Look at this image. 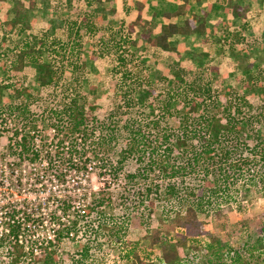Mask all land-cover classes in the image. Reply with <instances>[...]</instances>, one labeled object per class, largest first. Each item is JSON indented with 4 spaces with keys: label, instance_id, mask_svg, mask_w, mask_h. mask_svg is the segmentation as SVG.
<instances>
[{
    "label": "trees",
    "instance_id": "obj_1",
    "mask_svg": "<svg viewBox=\"0 0 264 264\" xmlns=\"http://www.w3.org/2000/svg\"><path fill=\"white\" fill-rule=\"evenodd\" d=\"M242 1L221 0V6L235 17L242 16L248 10L247 7H242ZM102 2L103 0H86V5L93 7L96 3ZM188 3L189 0H183L176 11L165 13L167 22L161 26L159 34L153 36L154 23L139 13L131 20L127 35L140 30L148 46L176 53L177 56H181L180 58H184L178 50L177 41L171 37L176 34L201 35L206 29L205 17L200 15L188 18L183 25L173 21L175 16L186 11ZM36 4L37 0H29L30 7L27 10L23 1L16 0L13 9L15 16L5 21L7 29L4 28V32L0 34V70L6 74V79L0 81V118L3 120L1 116L6 114V120H13L11 135L5 146L6 151H0V163L9 155L14 156V161L7 163L11 168L7 180L11 181L15 188L21 190L29 183L35 188L44 187L43 192L47 193V187L50 190L47 197H43L40 191L35 192L34 197L21 193L15 199L0 197V264H88L85 261L89 255L88 240L86 243L83 242L82 249L76 254L77 257L67 261L53 249L50 244L52 238L41 239L39 225H43L42 219H80L90 216L96 210L100 213L99 216H102L101 213L105 214L103 208L115 209L111 194L102 191L95 193L92 198L80 187L82 180H90L91 162L76 149L77 142L80 139L87 141L93 134L94 127L91 124L98 119L95 112L101 109V105L95 102L88 105L82 96L81 88L80 93H74L71 91L73 88H70V94L63 101V105L59 109H52L53 117H50L47 123L59 134L58 144H66L63 145V149L66 147L68 151L62 153L61 157L53 156L51 152L48 155L46 143L39 146L35 134L38 127L45 124L47 119L32 111L31 104L38 97L24 84V76L21 74L26 67H33L36 80L41 87L64 85L67 68L77 69L85 65V58L80 57L82 41L75 42L76 44L69 48L64 42L70 41L72 33H79L83 38L82 29L91 33L98 31V21L105 17V7L102 5L99 11L96 8L88 10L79 21L74 20L73 26L66 30L65 41L55 36V27H52L51 33L54 35L51 41L48 34L33 32L29 12L35 9ZM9 32H15L23 39L20 42L10 41L12 44L9 45L7 43ZM124 41L129 42L130 37H125ZM122 43L123 41L115 42L119 54L113 73L125 81L127 79L135 81L137 77L133 68L129 66L131 59L123 53ZM232 50L235 55L249 56V53L237 51L234 47ZM46 53L54 55L55 58L44 59ZM69 54L71 62L68 65L66 61ZM208 55L207 51H203L192 53V59L187 55L186 58L193 60V64L196 62L201 66ZM171 68L175 72V79L169 77L165 79L173 83L174 91H168L164 98H160L148 77L145 80L138 79V85L135 82L133 94L128 99L129 113L135 122L133 119L128 121L131 117L124 121L121 117L116 119L117 116L113 114V123L106 125L108 130L97 142L95 156L97 162L101 164L103 170L101 172L106 173L108 161L112 163L116 160L114 162L116 175L123 174L131 184L147 180L149 175L157 170L164 178L170 179L182 176L186 172L203 173V183L194 187L169 184L161 192L160 188L154 191L151 187L141 192L140 201L146 202L149 206L147 217L158 219L147 237L151 247H158L160 253L153 257V253H147V249L142 247L145 252L142 254L138 250L139 243H134L131 248V264H258V260L252 261L251 252L250 256L241 250L242 245L239 247L232 245V242L243 238L248 221L232 222V218H228V214L236 209L233 204L236 196L234 186L237 180L245 175L241 165H248L250 162L249 157L239 156L237 159L234 157L236 150L242 149L238 147L246 148L249 143L245 134L252 132L256 143L253 142L247 148L255 156H260L264 167V137L253 129L252 117L256 116L258 119V114H246L244 108L250 103L247 94L230 90L216 91L213 83L210 79H205L202 72L195 71V75L191 77L189 75L193 67L186 68L178 60ZM243 69L250 72L251 66L246 64ZM251 76L256 85L248 90L258 92L264 98V76L260 74ZM79 83L80 87L83 86L81 81ZM136 91L138 95H135ZM174 101L179 103L177 109L172 107ZM150 105L157 107L150 108ZM144 107L150 108L148 112L150 116L142 123H138ZM177 113L179 114L177 128L171 129L169 124V126L162 124L169 123V119ZM262 115L264 117V112ZM149 129L157 131L150 140L146 139L150 133L147 132ZM148 147L151 151L147 158L143 150ZM130 159H135L140 166L143 164V167L135 172L125 173L124 163ZM71 178L75 186L69 188ZM4 184L0 182V188ZM39 197L48 200V206H56L55 209L48 207L46 211L43 203L37 201ZM162 198L172 200L186 198V201L180 207L165 210L157 206ZM54 199L58 202L56 203ZM51 201L53 202L50 204ZM78 202L82 204L79 212L75 208ZM140 216H143L142 213ZM140 216L131 213L130 217L126 218L138 219ZM206 217L212 220V229H206L203 221ZM103 219L116 217L109 215ZM72 223L70 228L56 230L54 238L57 243L54 244H58L63 237L72 233L78 222L74 220ZM103 226H106L108 233L116 235L117 241L123 239L124 225ZM95 238H98L97 235ZM247 244L244 242L243 248L247 247L250 251L264 246L261 238L256 239L251 247ZM39 249L40 251H37ZM186 249L188 251L184 255Z\"/></svg>",
    "mask_w": 264,
    "mask_h": 264
},
{
    "label": "rangeland",
    "instance_id": "obj_2",
    "mask_svg": "<svg viewBox=\"0 0 264 264\" xmlns=\"http://www.w3.org/2000/svg\"><path fill=\"white\" fill-rule=\"evenodd\" d=\"M20 1L24 2L28 10L30 7L29 0ZM125 2L124 0H103L102 3H96L95 6L90 7L86 5V0H37L35 9L31 11L33 15L29 12L30 20L33 23V32L38 34L46 33L51 37L49 38L51 41H53L52 37L55 34L56 37L65 41L66 30L73 26L72 22L74 20L79 21V18L88 10L96 8L99 11L102 5L105 7V17L98 21V31L91 33L82 29L81 35L83 38H81L79 33H72L70 41L64 42L66 47L69 48L77 42L82 41L80 57L85 58V65L83 67L66 69L63 81L64 85L58 87H41L36 80V72L33 67H26L21 74L24 76V84L29 86L38 97L31 104L32 111L47 119L45 124H41L38 127L35 134L38 137L39 146L46 143L47 149L49 150L48 155L51 152L53 156L61 157L62 153L68 151L66 147L63 149V145L66 144H58L59 134L53 128H50L47 123H49L50 117H53L52 109H59L63 105V101L70 94V88H73L71 91L74 93H80L81 88L82 96L88 105L92 102L101 105V109L95 112L98 119L91 124L94 127L93 134L87 141L80 139L77 142L78 146H76V149H78L80 154L88 157L91 162L90 180H82L80 187L82 191H87L88 196L92 198L95 193H101L102 191L111 194L115 209H110L109 207L103 209L107 216L114 215L116 219H103L107 216H103L105 215L103 214L104 212L101 213L102 216H99L100 213L97 210L90 216L81 217L80 219H42L44 220L43 225L39 226L41 239L52 238L50 244H52L53 249H56L59 255L67 261H70L73 257H77L76 254L82 249L83 242L86 243L87 240L89 242V255L85 261L88 264H131V248L134 243H139L140 247L138 250L142 254H145L143 250L145 248L147 249V253H153V257L159 255L160 249L158 247H151L147 237L151 232V228L158 222V219H149L147 217L146 213L148 212L147 208L149 206L146 202L140 201L141 192L145 191L147 187H151L154 191L160 188L159 191L161 192L169 184L194 187L203 183V173L201 171H195V173L186 172L182 176L170 179L164 178L157 170L150 174L147 180H140L138 183L131 184L123 177V174H120V176L116 175L114 169V162L116 160L112 162L113 164L108 161L106 173L103 174L101 172L103 171L101 164L97 162L95 156L97 142L100 141L99 137L108 130L106 125L113 123V114L117 116L116 119L121 117L123 121L131 117L132 114L129 113L128 99L133 94L132 89L134 88L135 82L138 85V79L145 80L148 77L159 97L164 98L168 91L173 92L175 88L171 81L167 82L168 77L172 80L175 79V72L171 68L172 64L178 60L186 68L192 66L193 70L189 76H194L195 71L197 72L199 70L204 74L205 79H210L216 91L230 90L232 92L247 94L250 103L244 109L246 114H258V119L260 120L256 116L252 117L254 121L253 129L256 130V133L258 132L264 137V117L262 115V112H264V98L258 92L248 90L250 87L256 85L252 81L251 74L264 76V0H249L246 3L248 11L244 13V16L242 15V18L233 20L229 18L228 21L222 24V27L219 28L220 30L218 29L219 31L216 33V37L210 32L208 35L210 38L205 39L206 37L193 35L189 42L178 43V50L184 58H180L181 56H177L176 53H169L160 48L148 46L146 41L143 40L140 30L127 35V29L131 23L132 11L130 10L131 1H128L130 4L128 6ZM15 5L16 0H0V34L4 32V28L7 29L5 21L15 16L13 12ZM113 9L115 10L114 12L112 11ZM52 27H55L54 34L51 33V30H53ZM124 34L127 36H124ZM7 37V43L9 45L13 42H20L23 39L15 32L7 33ZM125 37H130V41L137 42L131 43L130 41H124ZM117 41H123V53L131 59L129 60V66L133 68L135 77H137L135 81L129 79L125 81L113 73V69L118 62L119 50L115 44ZM177 42L179 41L177 40ZM216 43L218 44L217 47L215 45ZM232 47L236 48L237 51L249 53V56L233 54ZM206 49H209V55L204 58L203 64L201 66L196 62L193 64V60H191L192 53H200L199 51ZM186 55L191 59L186 58ZM53 57L54 55L50 53L44 55V59L48 60ZM70 59L69 54L66 61L68 65L71 62ZM246 64L251 66L250 72H246L243 69ZM4 79H6V74L0 70V81H4ZM79 81L83 83V86H79ZM11 82L14 81L12 80ZM135 95H138L137 91ZM223 101H225L224 97ZM5 103H7L6 98ZM152 107L157 106L150 105V108ZM172 107L177 109L179 103L174 101ZM150 108L144 107V110L140 112L138 123H142L150 116L148 113ZM178 116L179 114L177 113L169 119V123L163 122L162 124L170 125L171 129L177 128ZM1 117L3 120L0 118V151H6L5 146L9 140L8 137L11 135L13 120H6V114H2ZM132 119L135 122L133 116L128 121ZM147 132H150L149 136L146 137L148 140L152 139L153 135L157 133L153 129H149ZM251 133L245 134L249 141L247 147L251 146L253 142L256 143ZM247 147H238L242 149L236 150L234 153L236 159L239 156H242V158L249 157L250 162L248 165H241V169H243L245 175L239 178L234 186L233 191L236 196L235 203L233 204L236 209L234 212L228 214V218H232V222L241 220L248 221V227L243 231V238L232 242V245H235V247L242 245L241 250L246 255H250L251 252L253 262L258 260V264H264V246L259 249H253L252 251L247 250V247L243 248L244 242L248 243V247H251L252 243H255L258 238H261L264 243V172H261L262 170L264 171V167L262 166V161H260V156L252 154ZM143 151L144 155L148 158L151 148L148 147ZM13 161L14 156L9 155L0 163V182L5 183L0 188V197L15 199L20 193L24 196L34 197V193L39 191L43 197H47L49 195V187H47L46 193L43 192L44 189L42 188L44 187L35 188L28 183L24 188L19 190L15 188L11 181L7 180L11 171L7 163H12ZM142 167L143 164L140 166L135 159H130L124 163V172H135ZM103 169L105 170V168ZM239 171L241 172V170ZM80 178L78 177V179ZM74 186L75 183L71 178L69 188ZM37 201L43 203L46 211L48 207H51L49 209H55L56 207L48 206V200H43L42 197L37 198ZM184 201H186V198L178 200L162 198L158 201L157 206L159 209L170 210L178 206L180 207ZM52 202L49 203L51 204ZM55 202L57 203L58 201L56 200ZM81 206L82 204L80 202L76 203L75 208L77 212H79L78 209ZM131 213L139 216L142 213L143 216H140L138 219H127L126 217H130ZM74 220L78 224L72 233L69 236L63 237L58 244H54L57 243L54 238L56 230L59 228H70ZM203 221L205 222L206 229H212L211 219L206 217ZM113 224H122L125 227L123 239L120 241H117L116 235H113L111 232L108 233L106 226H103L107 225V227H110ZM95 235H97V239ZM37 251H40V249ZM187 251L188 249L183 254L186 255Z\"/></svg>",
    "mask_w": 264,
    "mask_h": 264
},
{
    "label": "crops",
    "instance_id": "obj_3",
    "mask_svg": "<svg viewBox=\"0 0 264 264\" xmlns=\"http://www.w3.org/2000/svg\"><path fill=\"white\" fill-rule=\"evenodd\" d=\"M126 1V2H125ZM128 1H131V5ZM249 0H243L241 2L242 7H246V3ZM126 5H130V10L132 11L131 20L135 19L139 13L142 16L154 23V35H157L161 31V26L167 22V18L165 17V13L174 12L178 9V7L183 3V0H124ZM189 7L186 9L183 14L175 16L173 21L178 23L179 25H183L188 18H192L193 16H203L205 17V32L203 35L201 34H176L171 37L173 40H178V43L181 42L187 43L191 39L193 35H200L202 37L210 38L208 36L210 32H212L213 36H217V32L220 30L219 28L222 27L229 18L239 19L242 18L241 16L235 17L230 11H226L221 6V0H189ZM115 9V8H114ZM248 11V10H247ZM244 16V15H243ZM198 24V22L196 23ZM219 29V30H218ZM216 32H215V31ZM206 41V40H205ZM216 47L218 44H215ZM179 49V48H178ZM204 51L209 52V49ZM203 52V51H199Z\"/></svg>",
    "mask_w": 264,
    "mask_h": 264
},
{
    "label": "built area",
    "instance_id": "obj_4",
    "mask_svg": "<svg viewBox=\"0 0 264 264\" xmlns=\"http://www.w3.org/2000/svg\"><path fill=\"white\" fill-rule=\"evenodd\" d=\"M40 225H42V224H40ZM40 225H39V226H40Z\"/></svg>",
    "mask_w": 264,
    "mask_h": 264
}]
</instances>
